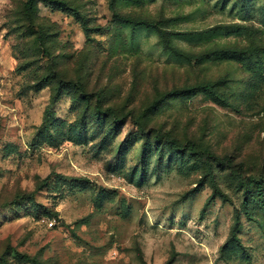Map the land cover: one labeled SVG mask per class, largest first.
<instances>
[{
	"label": "rangeland",
	"instance_id": "374dc122",
	"mask_svg": "<svg viewBox=\"0 0 264 264\" xmlns=\"http://www.w3.org/2000/svg\"><path fill=\"white\" fill-rule=\"evenodd\" d=\"M26 2L0 0V264H264L236 180L264 188V0Z\"/></svg>",
	"mask_w": 264,
	"mask_h": 264
},
{
	"label": "trees",
	"instance_id": "16d2710c",
	"mask_svg": "<svg viewBox=\"0 0 264 264\" xmlns=\"http://www.w3.org/2000/svg\"><path fill=\"white\" fill-rule=\"evenodd\" d=\"M36 1L37 0H27V2L24 4L25 12H29L33 8V6L35 5ZM48 1L53 2V0H48ZM142 26H145L146 28L151 27L150 25H147L146 23H139V22L134 23L133 27H142ZM156 32L159 34V36L161 37V39H163V41L165 43H168L167 33H165L164 31H156ZM260 53H264V51H260L258 49V50H254V51H248L245 54L252 55V54H260ZM213 54H215L217 56H226L229 54L232 57H236V56H241L243 54V52L235 51V50H231V51L219 50ZM184 92L185 93H196V92H198V93H202V94L211 95L213 98H218L217 93L213 90L212 86H209V85H199V86L187 89ZM216 100H218V99H216ZM99 112H101V111L99 110ZM105 114L106 113H104V115ZM137 129L140 130L139 127H137ZM156 138L154 139V141L158 143L159 142L158 140H160V138L159 137H156ZM172 148L177 153H183V148L181 146H179L178 144L172 143ZM236 180H237V184H239V187H241V188H246V186H252L253 192L255 194V197L257 198L258 204L264 208V188L261 185V183H258V182H255V181H252L249 179H240L239 177H236ZM244 192L246 194L247 190L244 189ZM214 195L216 197H219L222 200V202H228L227 197L225 195H223L222 193H220L218 190H214ZM244 211H246V208H244Z\"/></svg>",
	"mask_w": 264,
	"mask_h": 264
}]
</instances>
